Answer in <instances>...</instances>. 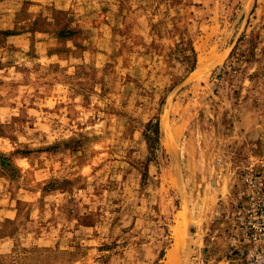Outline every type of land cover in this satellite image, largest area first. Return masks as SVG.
Instances as JSON below:
<instances>
[{
	"label": "rangeland",
	"instance_id": "1",
	"mask_svg": "<svg viewBox=\"0 0 264 264\" xmlns=\"http://www.w3.org/2000/svg\"><path fill=\"white\" fill-rule=\"evenodd\" d=\"M262 162L264 0H0V264H227Z\"/></svg>",
	"mask_w": 264,
	"mask_h": 264
},
{
	"label": "built area",
	"instance_id": "2",
	"mask_svg": "<svg viewBox=\"0 0 264 264\" xmlns=\"http://www.w3.org/2000/svg\"><path fill=\"white\" fill-rule=\"evenodd\" d=\"M226 217L227 264H264V162L243 169L238 198Z\"/></svg>",
	"mask_w": 264,
	"mask_h": 264
},
{
	"label": "bare ground",
	"instance_id": "3",
	"mask_svg": "<svg viewBox=\"0 0 264 264\" xmlns=\"http://www.w3.org/2000/svg\"><path fill=\"white\" fill-rule=\"evenodd\" d=\"M204 65H205V60H202L201 63H200V66L204 67ZM165 130H167V129L165 128ZM171 130L172 129L169 128V132L168 133H170ZM186 221L187 220L184 219V220L180 221L178 223V225H176L177 226L176 227L177 240H176L175 246L173 247L172 250H170V252L168 254L167 264H177V263H179V257H180L179 256L180 255L179 251L183 247V242H184V241H182L183 238H182V235H181V230L183 229V226L186 224Z\"/></svg>",
	"mask_w": 264,
	"mask_h": 264
},
{
	"label": "trees",
	"instance_id": "4",
	"mask_svg": "<svg viewBox=\"0 0 264 264\" xmlns=\"http://www.w3.org/2000/svg\"><path fill=\"white\" fill-rule=\"evenodd\" d=\"M197 61V58H196V55H195V61L194 63H196ZM151 127H153V132L157 135L158 139H159V134H160V124L157 122L155 124H150Z\"/></svg>",
	"mask_w": 264,
	"mask_h": 264
}]
</instances>
